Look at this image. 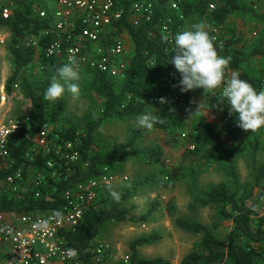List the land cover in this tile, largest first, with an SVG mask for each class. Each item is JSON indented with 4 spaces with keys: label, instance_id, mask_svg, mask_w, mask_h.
<instances>
[{
    "label": "trees",
    "instance_id": "16d2710c",
    "mask_svg": "<svg viewBox=\"0 0 264 264\" xmlns=\"http://www.w3.org/2000/svg\"><path fill=\"white\" fill-rule=\"evenodd\" d=\"M14 15L10 19H0V26H6L15 36L9 50L12 55L13 72L6 81L5 88L12 92L14 83L20 81L22 94L29 102L28 114L21 119L29 118L24 130L14 135L11 144V158L13 165L9 169H0V212L30 213L38 211H54L62 207L66 200L62 193L74 187L79 182L90 178L99 177L104 168L112 172L118 167V163L128 158H144L154 163H163V149L160 145L150 148H140L138 143L146 129L139 128L126 142H114L111 151L102 154L95 150V132L103 122L110 118L133 117L144 113L147 101L154 100L163 105L175 103L181 110L185 108L187 98L180 96L181 74L170 62L174 48L176 33L183 30L186 20L192 12L199 16H207L210 24L217 28L223 27L229 17L235 12L251 13L264 20V16L251 8H246L240 0H196L195 3L180 0V8L175 9L170 0H119L123 9V17L111 33L120 35L126 32L132 41L131 60L129 66L121 76L110 77L100 71H93L92 85L99 96L104 99L102 112L89 121L86 131L78 133L74 126L62 128L60 135L66 140H73L78 144L81 159L77 163L68 164L64 170V177L60 180H51L45 186H40V195L36 196L37 188L29 187L28 190L10 191L2 187V181L17 169L23 168V175L29 184L34 177L46 165L49 157H38L34 162L27 158L26 153L34 144V138L44 123H58L67 109V101L64 97L50 101L45 92L54 77L58 76V69L64 65L61 60L47 57L45 48L52 36H43L39 45L24 46L18 41L25 34L36 33L53 22V12L49 17H40L32 12L31 4L25 5L24 0H15ZM150 4L151 13L149 20H143L139 25L130 22V17L136 4ZM215 5L214 9L211 6ZM167 24L171 35H167L161 26ZM214 37L218 52L230 58L228 70H240V78L250 82L257 90H263L262 78L264 69L250 75L243 71L244 64L254 55L264 57V47H260L250 55L237 49L235 34L227 40L210 34ZM164 37L168 39L165 40ZM39 57L42 69V80L37 83L21 76L22 70ZM226 76L228 74L226 73ZM210 94V93H209ZM163 101V102H162ZM213 107L221 112L223 117H228L229 130L233 137L251 133V130L241 129L236 116L230 114L224 91L213 95ZM158 123L153 128L163 131L173 129V124L166 118H157ZM61 126V125H60ZM195 152H204L203 158L207 163L214 161L217 156H225L228 175L232 184L225 181L210 183L199 195L194 197L191 207L211 206L215 212L224 219L232 221L234 232L230 233L226 240L219 239L214 229L203 222L188 218L177 217L176 225L180 228L202 234L200 242L201 251H191L181 264H219L225 261L227 264H259V258L264 259V215L257 211L258 198L255 196V188H261L264 180V163L258 162V155L262 145L260 135H255L248 141V154L252 159L253 183L240 185V177L235 161L234 153L226 145L222 132L214 122L202 119L195 128L194 133ZM30 164L33 166L29 171ZM66 168V167H65ZM173 179V174L167 176ZM173 184V183H172ZM20 188L22 187L19 185ZM136 185L121 193L119 203L108 197L100 195L95 203L85 211L82 222L71 231L65 233L68 245L76 249L79 258L84 264H93L92 249L96 245L103 225L109 220L125 221L128 219L129 210L125 204L133 196ZM172 207L170 208V210ZM159 239L158 233L141 236L131 242V254L128 264H170L169 261L156 257L146 258L139 254L138 249L152 244ZM102 264V263H101ZM122 264V263H118Z\"/></svg>",
    "mask_w": 264,
    "mask_h": 264
},
{
    "label": "rangeland",
    "instance_id": "374dc122",
    "mask_svg": "<svg viewBox=\"0 0 264 264\" xmlns=\"http://www.w3.org/2000/svg\"><path fill=\"white\" fill-rule=\"evenodd\" d=\"M28 1L35 3L38 8L49 10L51 14L53 12L50 10L52 8L42 2L39 3L38 0H27L24 4L28 5ZM171 1L180 2V0H170V3ZM183 1L196 2V0ZM240 3L264 16V0H240ZM143 19L144 13L137 11L131 15L130 22L140 24ZM192 23L202 24L210 34H214L224 41L235 34L237 39L235 47L245 54L250 55L260 47H264V20L251 13L235 12L223 27L215 29L207 16L201 17L192 12L186 20L184 29ZM0 33L6 35L5 44H0L1 120L4 116L21 117L28 114L30 105L22 94L20 81L16 82V87L15 83L13 84L16 94L13 101H8L7 98L4 103L1 100L5 94L10 96L4 87L2 89V85L13 72L9 46L14 42L15 36L6 26H0ZM124 34L127 33L123 32L119 35L122 40ZM33 35L34 33L25 34L23 37H19L18 41L24 46H29V43L34 41ZM131 50L129 47V51ZM2 62L3 64H1ZM262 68L264 69V57L254 55L245 62L243 71L246 70L250 75H253ZM228 69L226 78L230 77L232 72L240 73V70L229 71ZM80 70L82 73L81 93L79 97H73L68 93L63 96L68 105L58 123L62 128L74 126L78 133H83L86 131L89 121L102 112L104 99L93 88V70ZM21 76L37 83L41 82L43 75L38 56L34 62L22 70ZM225 88L226 81L215 90L194 89L185 92L180 89V96L187 98L183 110L175 103L163 105L154 100H148L144 113L123 119L110 118L96 130L93 147L105 154L111 151L114 142H126L140 128L138 117L141 114L152 113L157 118H166L173 124V129L166 131L157 128L146 129L138 143L140 148L160 145L164 153L163 163L150 162L144 158H128L119 162L118 167L112 172L109 171L108 175L112 177L111 184L102 187L99 191L100 195L113 200L109 195V186L120 194L134 185L137 189L125 204L129 210L128 219L125 221L109 220L103 225L94 247L103 245L105 252L101 261H97L96 264H128L131 242L152 233H158L159 239L152 244L140 247L139 254L146 258L160 257L169 261L170 264H181L184 257L191 251H201L202 234L190 232L177 226L175 222L177 217L203 222L213 228L214 233L221 240H226L228 235L234 232L232 221L219 216L211 206L196 208L190 206L194 197L199 195L210 183L225 181L232 184L225 156L219 155L209 164L203 158V151L195 152V128L202 119H209L215 123L222 132L226 145L234 153L241 189L245 184L253 183L254 166L248 154V141L255 135H260L262 138L257 158L259 163H264V128L235 138L229 130V121L213 107V95L219 91H225ZM171 173L173 179L171 177L168 179L167 176ZM255 196L258 198L257 211L262 216L264 215V180L261 188H255ZM219 264L227 263L223 261ZM259 264H264V259L259 258Z\"/></svg>",
    "mask_w": 264,
    "mask_h": 264
},
{
    "label": "built area",
    "instance_id": "2783aa9c",
    "mask_svg": "<svg viewBox=\"0 0 264 264\" xmlns=\"http://www.w3.org/2000/svg\"><path fill=\"white\" fill-rule=\"evenodd\" d=\"M56 3L52 25L38 34L34 33V41L29 46L37 47L40 39L49 35L52 40L45 48L47 57L65 64L70 56H74L80 69L100 71L110 77L121 76L131 58L121 37L111 33L123 17L119 0H56ZM170 4L175 9L180 8V2L171 1ZM15 6V0H0V19L12 18ZM134 7L133 12L144 13L143 20L150 19V4L141 3ZM214 8L215 5H212L211 9ZM34 10L42 18L49 17L46 9L36 7ZM161 29L171 35L167 24ZM5 40V37H1L0 43L4 44ZM14 85L17 86L16 83ZM261 86L264 90V76ZM8 94L10 96L5 94L1 97L4 103L7 98L13 101L16 95L14 86ZM228 118L225 117L226 120ZM28 120L8 116L0 120V169L12 167L11 141L15 134L23 132ZM61 129L57 123H44L34 138V144L27 151L26 156L32 162L38 157H49L33 183L29 184L23 175V168H20L3 179V187L18 192L33 186L37 188L36 196H39L40 186L64 177V170H70L67 165L77 163L81 159V152L77 148L78 144L60 135ZM32 168L30 164L29 171ZM111 181L112 177L105 167L99 177L79 182L65 190L62 197L67 203L54 211L18 214L0 212V264H84L78 251L68 245L65 233L82 222L85 211L95 203L98 190L110 185ZM104 250L103 245L92 249L93 264L101 261Z\"/></svg>",
    "mask_w": 264,
    "mask_h": 264
},
{
    "label": "clouds",
    "instance_id": "9594fccd",
    "mask_svg": "<svg viewBox=\"0 0 264 264\" xmlns=\"http://www.w3.org/2000/svg\"><path fill=\"white\" fill-rule=\"evenodd\" d=\"M173 53L170 62L181 74L182 91L215 90L226 81L224 96L230 114L236 116L238 126L252 132L264 128V90H257L250 82L240 78L237 72H232L226 78L230 58L218 52L214 37L202 24L192 23L188 28L177 32ZM81 79L79 62L76 57L70 56L68 62L58 69V76L47 87L46 98L56 101L66 93L79 97ZM158 122L157 116L152 113L138 117V126L147 130H151ZM109 195L115 202H120V193L111 186Z\"/></svg>",
    "mask_w": 264,
    "mask_h": 264
},
{
    "label": "crops",
    "instance_id": "0c3cea01",
    "mask_svg": "<svg viewBox=\"0 0 264 264\" xmlns=\"http://www.w3.org/2000/svg\"><path fill=\"white\" fill-rule=\"evenodd\" d=\"M24 2H27V0H24ZM29 2V1H28ZM38 2L40 3V2H42V3H44L46 6H48V7H50V8H52V9H50V10H52V11H54L56 8H57V3H56V0H38ZM29 4H31L32 5V7H34V9H36V4L35 3H31V2H29ZM17 5V4H16ZM33 9V11L32 12H34L35 10ZM1 37H5V39H6V35H2V33H0V38ZM122 38H123V41H124V44H125V46L127 47V49H129V47H130V49H132V41H131V39H130V36L128 35V34H124L123 36H122ZM5 42H6V40H5ZM1 44V43H0ZM5 44V43H4ZM2 45V44H1ZM130 53H131V51H130ZM0 60H1V58H0ZM1 64H3V62L1 63ZM10 76V75H9ZM8 76V77H9ZM8 77H7V79H8ZM7 79H5L4 80V83H3V85H2V89H3V87H4V89L6 90V88H5V85H6V81H7ZM7 91V90H6ZM3 104V103H2ZM4 184H2V186H3Z\"/></svg>",
    "mask_w": 264,
    "mask_h": 264
}]
</instances>
